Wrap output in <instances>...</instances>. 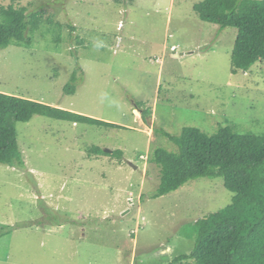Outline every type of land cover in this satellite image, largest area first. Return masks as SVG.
Returning <instances> with one entry per match:
<instances>
[{
    "label": "rangeland",
    "instance_id": "obj_1",
    "mask_svg": "<svg viewBox=\"0 0 264 264\" xmlns=\"http://www.w3.org/2000/svg\"><path fill=\"white\" fill-rule=\"evenodd\" d=\"M200 1H14L43 21L30 45L0 49V92L123 127L17 124L26 168L0 164V264H169L191 252L199 219L232 202L221 176L150 197L154 149H177L160 129L264 133V62L232 72L238 29L203 21Z\"/></svg>",
    "mask_w": 264,
    "mask_h": 264
},
{
    "label": "trees",
    "instance_id": "obj_2",
    "mask_svg": "<svg viewBox=\"0 0 264 264\" xmlns=\"http://www.w3.org/2000/svg\"><path fill=\"white\" fill-rule=\"evenodd\" d=\"M0 4V49L12 42L30 45L28 29L37 30L43 21L40 10L26 6ZM194 10L203 21L221 28L235 27L238 35L232 53V72L249 71L264 62V0H201ZM76 86L68 83L67 93ZM141 110L140 104L136 105ZM35 115L74 123L106 127L120 124L94 118L69 109L29 98L0 92V164L25 169L19 146L17 124ZM148 124L150 110L142 109ZM177 146L157 147L151 160L160 168V183L153 198L177 190L200 177H224L225 186L234 193L232 202L195 223V242L190 253L173 255L169 264H264V133L240 132L232 125H219L212 132L185 126L180 134L159 130ZM98 155L122 158L121 149L107 152L94 146ZM140 225L139 228H142ZM133 230L132 232H134ZM164 249V247L162 248ZM167 255V254H164Z\"/></svg>",
    "mask_w": 264,
    "mask_h": 264
},
{
    "label": "crops",
    "instance_id": "obj_3",
    "mask_svg": "<svg viewBox=\"0 0 264 264\" xmlns=\"http://www.w3.org/2000/svg\"><path fill=\"white\" fill-rule=\"evenodd\" d=\"M168 249L171 251L173 248H172L171 245H169V246L167 245L166 248H164V249L162 250V252H164L165 250H168ZM164 254H165V253H164Z\"/></svg>",
    "mask_w": 264,
    "mask_h": 264
},
{
    "label": "water",
    "instance_id": "obj_4",
    "mask_svg": "<svg viewBox=\"0 0 264 264\" xmlns=\"http://www.w3.org/2000/svg\"><path fill=\"white\" fill-rule=\"evenodd\" d=\"M105 151H107V152H111V150H110V149H105Z\"/></svg>",
    "mask_w": 264,
    "mask_h": 264
}]
</instances>
